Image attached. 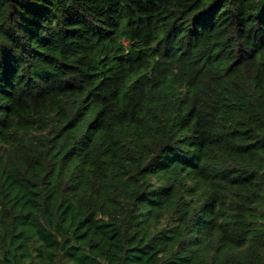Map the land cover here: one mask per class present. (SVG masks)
<instances>
[{
	"label": "trees",
	"instance_id": "obj_1",
	"mask_svg": "<svg viewBox=\"0 0 264 264\" xmlns=\"http://www.w3.org/2000/svg\"><path fill=\"white\" fill-rule=\"evenodd\" d=\"M0 264H264V0H0Z\"/></svg>",
	"mask_w": 264,
	"mask_h": 264
}]
</instances>
